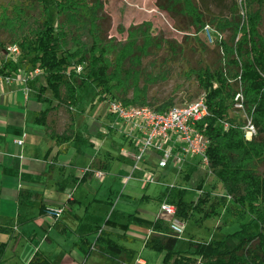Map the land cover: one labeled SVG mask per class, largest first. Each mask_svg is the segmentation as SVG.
Instances as JSON below:
<instances>
[{"label": "trees", "instance_id": "obj_1", "mask_svg": "<svg viewBox=\"0 0 264 264\" xmlns=\"http://www.w3.org/2000/svg\"><path fill=\"white\" fill-rule=\"evenodd\" d=\"M32 2L41 4L43 13L36 26L29 25L28 5L26 7L19 3L14 7L15 12L10 13L13 14L11 16L7 8L1 12L0 24L11 29L15 36L10 44H19L21 54L14 59L6 52V57L0 63V74L11 76L21 70L32 72L36 68L43 71L47 84L38 87V97L51 104L56 101L57 104L38 112V123L47 124L52 109L64 107L70 113V121L64 132L51 130V136L59 144L68 143L74 138L82 139L76 134L74 124L80 110L79 88L88 83L96 87L100 100L121 97L126 104H148L157 110H166L174 105L172 98L160 105L151 104L147 84L140 86L131 76L132 72L137 73L135 64L141 61L145 53L153 47L161 48L164 42L173 48L171 40L153 37V43L147 48L140 45L130 47L128 43L118 46L112 38L103 35L99 16L93 14L89 26L93 42L88 45L79 36L75 37L78 34L74 32L77 24L81 27L86 25L81 22L87 18L82 12L97 9L98 1L92 4L86 0ZM158 5L167 9L173 17L184 19L186 24L179 26L182 31L194 28L197 35L207 25L214 28L220 51L215 66H200L193 68L192 72L198 80L200 94H207L211 114L199 126L205 128L210 139L207 149L210 166L226 194L211 200L213 190L207 188L197 201L187 200L186 189L181 188L177 189L170 201L176 204L177 215L186 221L194 219L202 224L227 211L238 220L239 228L227 234V239L193 241L190 243L193 251H176L179 237L170 229L164 235L154 232L148 245L160 251L167 250L166 262L178 256L174 264H264V175L256 169L258 163H264V0L236 3L230 18L206 16L195 0H158ZM51 7L56 8L60 17L58 26L48 17ZM226 29L231 31L227 39L218 35L220 30ZM191 36L185 34L184 39ZM78 65H83V70L78 71ZM240 84L246 109L258 131L251 141L245 139L241 120L228 114L236 93L240 91ZM131 89L133 96L129 98ZM48 90L52 96L47 95ZM226 118L232 122L228 130H224L221 124V120ZM189 176L190 172H185L184 178ZM249 216L252 218L248 222L246 219ZM253 221H258L262 226L257 233L251 229ZM151 226L155 231H162L159 219L151 221ZM231 241H235L234 246L230 245Z\"/></svg>", "mask_w": 264, "mask_h": 264}, {"label": "crops", "instance_id": "obj_2", "mask_svg": "<svg viewBox=\"0 0 264 264\" xmlns=\"http://www.w3.org/2000/svg\"><path fill=\"white\" fill-rule=\"evenodd\" d=\"M34 84L16 77L0 81V264H30L36 258L34 264H174L178 256L166 262L167 250L148 245L154 232L164 235L171 230L170 217L161 208L150 217L135 206L138 195L114 187L120 175H110L114 167L134 165L131 154L125 157L114 151L116 143L121 144L116 137L119 129L114 128L116 117L108 113L110 121L104 124L98 108L95 123L89 124L93 118L80 107L74 126L82 139L59 144L51 130L62 133L68 124L54 127L56 115H61L55 109L47 124L38 123L37 113L57 102L40 100L41 84ZM19 137L23 144L17 143ZM127 141L134 153L136 142ZM150 154L157 157L155 162L159 160L158 152L150 150L145 164ZM187 171L183 167L179 176ZM133 178L130 174L126 184ZM175 192L176 188H169L164 198ZM48 207H61L64 212L55 218L47 214ZM157 219L160 232L151 226ZM193 236L184 249L178 247L179 237L175 250L193 251L190 243L200 240Z\"/></svg>", "mask_w": 264, "mask_h": 264}, {"label": "rangeland", "instance_id": "obj_3", "mask_svg": "<svg viewBox=\"0 0 264 264\" xmlns=\"http://www.w3.org/2000/svg\"><path fill=\"white\" fill-rule=\"evenodd\" d=\"M33 0H0V15L4 8L8 9L9 15L14 11V7L23 3L26 7L28 5L30 26L38 25V21L43 16L41 10V4H34ZM98 1L99 7L97 9L88 12H82L87 16L86 21H81L84 26L77 24L74 34H78L81 40L88 45L93 42V35H91L89 26L90 19L93 14H98L100 19V26L103 35L108 39L112 38V41L121 46L124 43H128L129 46H137L147 48V45L152 44L151 39L157 37L158 39L171 40L173 48L164 42L161 48H151L150 52L145 53L142 56L141 61L135 64L137 73L131 74L133 78L144 86L147 84L148 96L151 104L160 105L167 101L169 98L173 99L174 105H184L187 102L196 99L201 89L198 84V80L192 72L193 68L209 65L213 67L216 65L219 59L220 51L216 45V32L214 28H211V37L207 33L206 27L195 35V29H185L182 31L179 26L185 25L186 22L182 17L175 18L167 10L158 5V0H86L87 3L92 4ZM243 0H195L202 11L208 17L214 15L218 17L230 18L235 4H241ZM81 10V9H80ZM84 10V9H83ZM242 13V9L240 10ZM48 17L54 22L55 26H58L60 17L57 10L51 7L48 12ZM264 30V27H262ZM214 29V30H213ZM28 30V29H27ZM223 38H229L231 31L226 29L219 31ZM185 34H191L187 40L184 39ZM14 36L11 29L4 27L0 24V63L3 58L6 57L5 47L13 42ZM75 38V39H77ZM73 42L70 41V45ZM74 47H72V50ZM114 54L112 55L113 58ZM129 62L127 66H129ZM25 81L34 80V85L45 84L46 79L44 73L41 71L36 75H27ZM13 79H11L12 81ZM1 81V80H0ZM6 82V81H3ZM31 89V88H30ZM240 90L243 92L242 84H240ZM80 107L81 111L90 115L93 118L88 123H95L96 111L99 108V113L102 115L103 123L107 121V114L112 113L108 100H100L96 95L97 89L93 84H86L85 87L79 88ZM51 95V92H47ZM133 96V90L128 93V97ZM121 101L123 98L119 97ZM139 106H148V104H135ZM57 112H61V115L57 114L58 121L56 124L63 129L65 122L68 124L70 121V113L64 107H60ZM249 114V111L246 109ZM113 114V113H112ZM229 117H238V120L243 119L245 114L243 112L235 111L233 104L229 109ZM114 115V114H113ZM250 115V114H249ZM115 116V115H114ZM251 116V115H250ZM116 117V116H115ZM252 117V116H251ZM110 119L107 121L109 122ZM115 127L118 134L120 143L117 144V148L114 151L120 152L122 156H129L132 151L130 143L125 140V132L127 127L120 128ZM242 122H244L242 120ZM123 124V123H122ZM66 126V124H65ZM86 128L85 124L83 125ZM104 126V125H103ZM57 127V126H56ZM105 127V126H104ZM258 133V131H257ZM256 133V135H257ZM124 135V137H123ZM255 135V136H256ZM251 141L252 139H247ZM125 140V142L123 141ZM131 141V140H130ZM82 146V145H81ZM122 147L125 149L122 152ZM121 151H120V149ZM129 158V157H128ZM134 158V157H133ZM149 159L146 164L145 160L140 162L135 170L122 169L120 165L114 167V172L110 175L120 174L119 179L114 183V187L119 192H131L134 195H138L135 201V206H139L141 209L148 211L150 217H155L158 211H160L162 198L164 199L165 193L168 192L170 184H181L186 189L185 199L197 201L199 193L203 189L212 188V198H218L225 192L223 184L217 181L212 173H206L204 164L200 161V157H190L183 165L184 169L188 168L190 176L185 179L184 176H179L178 166L170 163L168 167H161L159 160L153 154L149 155ZM159 159V158H158ZM133 160V159H131ZM130 162V161H129ZM256 169L264 175V163H258ZM118 171V172H116ZM121 171V172H120ZM103 172V171H98ZM166 174L164 175V173ZM132 174L135 175L129 183L126 184L127 177ZM202 186H199V185ZM214 184V187H212ZM147 186V187H146ZM168 188V189H167ZM103 190H106L104 188ZM146 193L149 199L145 197ZM160 195L162 198H160ZM173 198V197H172ZM171 199V198H170ZM172 200V199H171ZM129 203V201H127ZM145 214L144 212H141ZM159 214V213H158ZM252 217H248L246 220L249 222ZM186 230L181 234L178 247L181 249L186 248L188 239L192 236L200 240L211 239H227V234L237 230L239 228V222L236 218L231 216L225 211L221 216H217L206 220L202 224L196 223V220L191 219L186 222ZM251 229L254 233L259 232L262 229L261 224L258 221H253ZM231 246L235 245L234 242H230Z\"/></svg>", "mask_w": 264, "mask_h": 264}, {"label": "built area", "instance_id": "obj_4", "mask_svg": "<svg viewBox=\"0 0 264 264\" xmlns=\"http://www.w3.org/2000/svg\"><path fill=\"white\" fill-rule=\"evenodd\" d=\"M207 33L212 39L211 28L206 26ZM222 37V34L218 32ZM7 56L17 59L21 54L19 44H9L6 47ZM78 71L83 70V65H78ZM42 70L36 68L32 72L21 70L11 76L0 74V80L11 82L14 77L23 81L27 79L26 74L36 75ZM43 72V71H42ZM108 104L111 112L116 116V126L127 127L126 138L136 142V151L130 154L134 157L135 170L137 166L145 160L146 154L150 150H155L159 154V165L167 167L170 163L178 166L179 171L183 169L184 163L190 158L200 157V161L205 166L206 173H213L210 166V159L207 149L210 139L205 133V128H200L199 123L210 116V106L207 101L206 92L201 93L196 99L184 105H173L166 110H157L148 106L126 104L119 99H109ZM233 106L235 111L243 112L245 116L241 119L242 126L247 139H253L257 133V128L253 123V118L246 112L245 96L240 90L236 93ZM123 123V124H122ZM233 123L237 124L238 121ZM224 130H228L232 122L229 119L221 120ZM17 143L23 144L22 137L16 139ZM100 176L102 173L99 174ZM128 179V177H127ZM170 189L184 188L181 184H170ZM203 189L199 195L202 194ZM226 191L222 193L225 195ZM161 212L170 217V228L178 237L186 230V220L177 215V206L165 197L161 201ZM47 214L60 218L64 212L61 207H48Z\"/></svg>", "mask_w": 264, "mask_h": 264}]
</instances>
